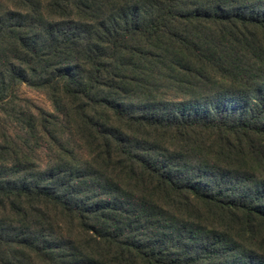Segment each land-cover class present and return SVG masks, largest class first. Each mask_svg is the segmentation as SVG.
<instances>
[{
    "label": "trees",
    "instance_id": "1",
    "mask_svg": "<svg viewBox=\"0 0 264 264\" xmlns=\"http://www.w3.org/2000/svg\"><path fill=\"white\" fill-rule=\"evenodd\" d=\"M0 264H264V0H0Z\"/></svg>",
    "mask_w": 264,
    "mask_h": 264
},
{
    "label": "rangeland",
    "instance_id": "2",
    "mask_svg": "<svg viewBox=\"0 0 264 264\" xmlns=\"http://www.w3.org/2000/svg\"><path fill=\"white\" fill-rule=\"evenodd\" d=\"M19 95L23 99L31 101L34 105L43 108L46 111H52V106L47 97L38 91H35L26 85L20 87Z\"/></svg>",
    "mask_w": 264,
    "mask_h": 264
}]
</instances>
